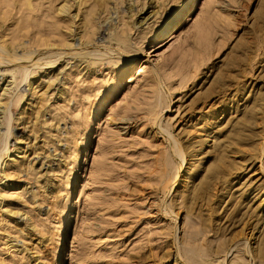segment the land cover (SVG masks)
I'll list each match as a JSON object with an SVG mask.
<instances>
[{"label": "rangeland", "instance_id": "obj_1", "mask_svg": "<svg viewBox=\"0 0 264 264\" xmlns=\"http://www.w3.org/2000/svg\"><path fill=\"white\" fill-rule=\"evenodd\" d=\"M184 1L0 0V264H264V0Z\"/></svg>", "mask_w": 264, "mask_h": 264}, {"label": "bare ground", "instance_id": "obj_2", "mask_svg": "<svg viewBox=\"0 0 264 264\" xmlns=\"http://www.w3.org/2000/svg\"><path fill=\"white\" fill-rule=\"evenodd\" d=\"M194 0H185L184 2H183V4L181 5V6H179V8L178 9H176L175 11H174V13L172 14V16L170 17V18H168V20L166 21V22H164V23H162V24H160V26L158 27V29H157V34L155 35V37L152 39V43H155V42H158L161 38H163L165 35H166V33H167V31L169 30V28L174 24V23H176L178 20H180L181 18H182V16H183V14H184V11L186 10V9H188L189 7H191V4H192V2H193ZM69 9V6L68 5H62L61 7H60V9H59V12L62 14V15H64V16H67L68 15V10ZM2 53V50H0V54ZM1 56V55H0ZM16 59L15 58H12V59H10V62H14ZM0 63H3L2 61H0ZM203 63V62H202ZM50 65H53V64H50ZM10 80H8V81H6V79L3 81V84L5 85V87H4V89H3V91L5 92V91H9V89H11L12 88V85H13V81L14 80H12V77L10 78V77H8ZM23 79H25V76L23 77ZM8 88V89H7ZM236 93H234V95H235ZM233 95V96H234ZM259 102V101H258ZM262 103H263V101H261ZM220 103V102H219ZM255 103V102H254ZM257 103V102H256ZM259 104L260 105H262L260 102H259ZM259 105V106H260ZM167 107V103H163L162 104V106H161V108H166ZM223 107H227V105L226 106H221L220 108H223ZM258 107V106H257ZM257 107H256V109H257ZM160 108V109H161ZM236 108H237V106H236ZM259 109L261 108V107H258ZM263 108V107H262ZM225 109V108H224ZM159 110V109H158ZM238 111L236 112L237 113V116H239L240 114H241V109H237ZM1 113V112H0ZM206 115L208 116V113H206ZM234 115V114H233ZM213 116H215L216 117V115H213ZM212 116V117H213ZM229 117H231V116H229ZM236 116H234V118H235ZM233 119V118H232ZM202 120H204V116H203V118H202ZM210 120V119H209ZM207 122V123H206ZM206 122H204V124H208L209 123V121L207 120ZM226 124H229V123H231V122H233V120L232 121H230V119L227 121L226 120ZM209 125V124H208ZM210 126V125H209ZM6 137H8V134L6 135ZM199 137H200V135H199V132H197L195 135L193 134L190 138H189V141L190 140H193V139H195V138H197V139H199ZM203 141V140H202ZM201 141V142H202ZM263 142H264V140H263ZM175 143V142H174ZM198 143V145H199V143H200V140L197 142ZM219 148H220V145H219ZM173 150H174V146H173ZM176 152V151H175ZM177 153H180L179 151H177ZM235 154H239V152L238 151H236V152H234ZM5 154H7V153H5ZM182 155H183V157H182V162H184V158H185V160H186V168L183 170V175L181 174L180 176H179V178H176V176H175V178H173V180L171 179L170 181H169V183H168V185L166 186V188L168 189L169 187H172V186H174V185H176V187H178V189H182V193H185V192H187V190H185L186 189V187H187V180H188V178H191L192 177V175L194 174V169L195 168H197V166H198V163L197 162H199L201 159H196V161H194L192 164H194V163H197V164H195V165H190L189 163H190V161H189V158H188V160H187V157L185 156L184 157V155H185V153H182ZM188 157H193V155H189ZM16 158L17 159H20L21 157H14L11 161L13 162V165H19L18 166V169H20L21 167H22V162H18L17 160H16ZM240 158V157H239ZM239 161H240V159H239ZM242 162V161H241ZM243 165V164H242ZM240 167V166H239ZM224 168V167H223ZM179 169H180V166L179 167H177V169H176V171H175V175H177V173H178V171H179ZM234 169V168H233ZM236 169H238V168H236ZM241 170V172H242V169H240ZM245 170V169H244ZM258 171H259V169H258ZM231 172H232V170H231ZM233 172H235V171H233ZM240 173V172H239ZM236 174V173H235ZM238 174V173H237ZM254 174V173H253ZM233 175V174H232ZM228 176H230V174L228 175ZM250 176V179H248L247 181H246V183H248V186L246 187V188H248L249 187V185H252V184H254L255 183V181H257V180H255V181H253L252 182V177H251V175H249ZM249 176H248V178H249ZM235 177V176H234ZM231 178V177H230ZM239 178V177H238ZM227 179V178H226ZM236 180V179H235ZM228 181L229 180H227V182L226 183H228ZM231 181H233L232 179L230 180V182ZM229 182V183H230ZM225 183V184H226ZM231 184V183H230ZM229 185V184H228ZM227 185V186H228ZM230 186V185H229ZM250 188H252L253 189V191L255 192H257L258 191V193H262V194H264V190L262 189V188H258V187H254V186H252V187H250ZM249 188V189H250ZM252 191V192H253ZM257 197V196H256ZM258 198V197H257ZM260 202V201H259ZM261 205V207L264 205V199L261 201V203H260ZM254 207V206H253ZM261 207H257V208H261ZM256 209V208H255ZM259 210V209H258ZM255 211H257V210H255ZM255 211H253L254 213H256ZM249 214V213H248ZM251 215V214H250ZM259 215L260 214H258L257 215V217H259ZM176 216V215H175ZM247 215H245V217H246ZM256 216V215H255ZM261 216V215H260ZM251 217V216H250ZM246 219L248 220H250L251 218H248V217H246ZM247 228V227H246ZM240 234V238H235L233 241H231L229 244H228V247L229 246H232L233 244H235L236 242H238V241H241V240H243V242H248L249 243V240L250 239H248L245 235V233L243 232V231H241V233H239ZM225 246H227V245H225ZM206 252V251H205ZM190 254H192V251H191V253ZM199 255V254H198ZM198 255L197 256H192V255H190V261H191V264H209V262L208 261H204L203 259H207V258H201V257H199V259H197L196 260V257H198ZM208 255V254H207ZM207 255H204V256H206L207 257ZM209 256V255H208ZM223 258H224V255H223ZM173 264H184V263H182V262H180V260L177 258V256L175 257V260H174V263ZM188 264V263H187Z\"/></svg>", "mask_w": 264, "mask_h": 264}]
</instances>
